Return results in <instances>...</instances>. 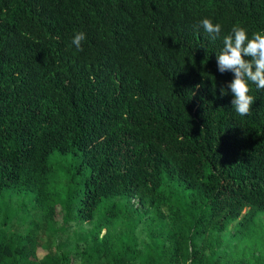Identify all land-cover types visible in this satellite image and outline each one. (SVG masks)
<instances>
[{"label": "trees", "instance_id": "obj_1", "mask_svg": "<svg viewBox=\"0 0 264 264\" xmlns=\"http://www.w3.org/2000/svg\"><path fill=\"white\" fill-rule=\"evenodd\" d=\"M237 24L264 34V0H0V264H264V89L238 115L216 56Z\"/></svg>", "mask_w": 264, "mask_h": 264}, {"label": "clouds", "instance_id": "obj_2", "mask_svg": "<svg viewBox=\"0 0 264 264\" xmlns=\"http://www.w3.org/2000/svg\"><path fill=\"white\" fill-rule=\"evenodd\" d=\"M204 30L213 40L219 36L221 25L213 23L211 19L200 21ZM86 39L84 32H78L72 39V45L82 51V42ZM223 49L216 54L220 73L232 72L234 79L221 88V95H228L231 90L234 99L232 105L240 116L250 115L254 97L249 94V82L259 89H264V34L256 32L248 37L247 30L239 24L233 26L231 33L224 37ZM250 57L251 59H245ZM199 87V85H197Z\"/></svg>", "mask_w": 264, "mask_h": 264}, {"label": "rangeland", "instance_id": "obj_3", "mask_svg": "<svg viewBox=\"0 0 264 264\" xmlns=\"http://www.w3.org/2000/svg\"><path fill=\"white\" fill-rule=\"evenodd\" d=\"M44 254V252H42L41 250L39 251V255L42 256Z\"/></svg>", "mask_w": 264, "mask_h": 264}]
</instances>
